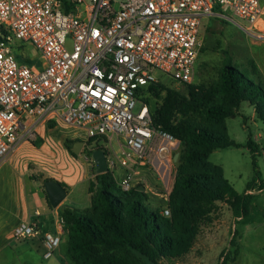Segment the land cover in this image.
Masks as SVG:
<instances>
[{
    "label": "built area",
    "instance_id": "1",
    "mask_svg": "<svg viewBox=\"0 0 264 264\" xmlns=\"http://www.w3.org/2000/svg\"><path fill=\"white\" fill-rule=\"evenodd\" d=\"M217 7L263 38L264 0H0V166L61 121L84 131L89 151L102 145L123 191L140 185L135 166L158 159L169 172L180 142L154 124L151 88L161 75L193 82L203 23ZM41 235L35 223L13 232L19 241ZM43 243L50 259L61 236L45 233Z\"/></svg>",
    "mask_w": 264,
    "mask_h": 264
},
{
    "label": "trees",
    "instance_id": "2",
    "mask_svg": "<svg viewBox=\"0 0 264 264\" xmlns=\"http://www.w3.org/2000/svg\"><path fill=\"white\" fill-rule=\"evenodd\" d=\"M203 50L204 45L198 61ZM252 67L243 70L229 58L214 84H186V93L163 83L151 88L148 101L152 97L157 101L154 124L179 140L181 148L167 201L172 216H164L163 206L152 203L141 190L144 185L123 191L111 170L96 174L89 187L88 208L60 207L72 264L173 263L194 248L218 202L227 203L236 218L250 216L253 196L248 191L255 181L245 193L237 192L210 157L219 149L242 147L230 139L227 121L238 115L243 103L254 108L264 124V87L257 66ZM66 146L72 151V141L67 140ZM246 147L258 175V147L250 134ZM85 154L91 158L92 152L86 149ZM231 245L237 246L230 257L235 261L240 255L236 237Z\"/></svg>",
    "mask_w": 264,
    "mask_h": 264
},
{
    "label": "rangeland",
    "instance_id": "3",
    "mask_svg": "<svg viewBox=\"0 0 264 264\" xmlns=\"http://www.w3.org/2000/svg\"><path fill=\"white\" fill-rule=\"evenodd\" d=\"M243 25V22L233 18L228 9L223 7H217L215 16L204 20L202 29L204 52L197 62L196 74L191 84H214L218 80L219 69L231 58L232 64L243 70L252 71V64H255L264 87V33L263 38H255ZM25 53L28 57L37 58L32 65L38 68V52L32 46H28ZM161 76L166 87L187 92L186 84ZM151 107L152 110L157 108L154 97L151 98ZM51 123H58L60 132L42 130L35 140L27 142L18 150L17 156L30 161L33 165L32 171L38 175L42 172L56 181L74 180L78 177L81 166L79 160L62 145L65 139L63 135L71 139H86V134L81 129L61 121H48L45 125H52ZM227 125L230 139L242 147L216 150L210 161L223 168L225 179L241 194L247 191L250 182L255 181L253 189L248 191L253 196L251 214L247 218H236L227 203L218 202L211 215L212 221L202 226L191 252L169 264H264V124L255 109L248 103H243L238 115L230 118ZM249 134L258 147V175L253 165V156L246 147ZM115 138V149L120 150ZM72 151L74 154V147ZM180 152L179 145L173 152L169 172L167 169L163 175L154 165L145 167L151 169L150 176L153 178L157 176L163 182H167L168 194L176 175L177 162L174 158ZM117 179H120V174H117ZM260 186H263V189ZM151 188L156 191L152 186ZM161 211L163 214L164 209L161 208ZM171 216L172 212L168 218ZM234 237L238 241L240 255L232 261L230 257L237 248L231 245ZM45 262L47 261L44 260Z\"/></svg>",
    "mask_w": 264,
    "mask_h": 264
},
{
    "label": "crops",
    "instance_id": "4",
    "mask_svg": "<svg viewBox=\"0 0 264 264\" xmlns=\"http://www.w3.org/2000/svg\"><path fill=\"white\" fill-rule=\"evenodd\" d=\"M51 124L41 126L38 133L42 130L60 132L58 123ZM63 136L65 139L62 145L79 160L81 169L76 179L58 181L66 187L67 197L57 208L52 207L44 187L45 181L56 179L42 172L38 175L32 171L31 162L18 158V151L0 166V264H72L67 254L69 232L63 224L60 207L88 208L91 205L90 183L94 181L97 173L94 165L90 164L91 158L85 154L86 139H71ZM67 140L72 141V147L83 143L81 154L75 156L67 148ZM154 167L158 168V172L162 175L168 169V165H163L158 159L154 160ZM134 169L137 184L145 186V191L152 196L154 205L160 204L164 208L167 204L169 186L167 182H163L155 175L156 178L150 176V168L135 166ZM149 182L156 191L151 188ZM22 223L37 224L42 235L25 241L14 239V229ZM45 233L61 236V245L50 259L44 258L43 234ZM44 260L47 262L44 263Z\"/></svg>",
    "mask_w": 264,
    "mask_h": 264
},
{
    "label": "water",
    "instance_id": "5",
    "mask_svg": "<svg viewBox=\"0 0 264 264\" xmlns=\"http://www.w3.org/2000/svg\"><path fill=\"white\" fill-rule=\"evenodd\" d=\"M82 147L83 143H78V145H75V153L79 154L81 152ZM179 157L180 153H177L174 158L175 162L178 161ZM90 164L94 165V169L96 170L97 174H103L110 171L107 160V153L104 149H96L92 152ZM44 187L49 202L54 208L59 207L67 197L66 187L56 180L45 181ZM141 190L144 191L145 188H141Z\"/></svg>",
    "mask_w": 264,
    "mask_h": 264
}]
</instances>
